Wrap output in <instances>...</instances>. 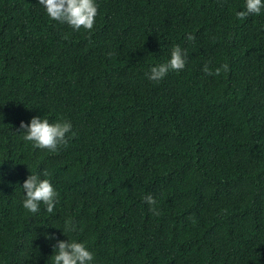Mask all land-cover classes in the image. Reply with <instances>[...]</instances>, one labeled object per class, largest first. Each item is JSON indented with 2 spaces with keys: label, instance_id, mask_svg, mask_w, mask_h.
I'll list each match as a JSON object with an SVG mask.
<instances>
[{
  "label": "trees",
  "instance_id": "1",
  "mask_svg": "<svg viewBox=\"0 0 264 264\" xmlns=\"http://www.w3.org/2000/svg\"><path fill=\"white\" fill-rule=\"evenodd\" d=\"M96 3L89 34L38 0H0V264H53L67 239L91 264H264V9L238 20L245 0ZM175 45L184 70L150 81ZM34 116L75 136L33 149L20 123ZM44 170L58 203L32 214L22 184Z\"/></svg>",
  "mask_w": 264,
  "mask_h": 264
},
{
  "label": "clouds",
  "instance_id": "2",
  "mask_svg": "<svg viewBox=\"0 0 264 264\" xmlns=\"http://www.w3.org/2000/svg\"><path fill=\"white\" fill-rule=\"evenodd\" d=\"M38 3L45 8L50 19L61 24H67L73 31L78 32L83 29L91 34L98 15L96 0H38ZM262 9H264V0H245L244 9L237 11L235 15L238 20H245L250 15H260ZM186 40L194 41L195 37L188 34ZM109 55L112 54L109 53ZM187 57V49H182L180 45L173 46L170 59L165 63L151 67L150 72L147 74L148 79L159 83L169 72L184 70ZM229 70L227 63L215 69H210L208 64H205L202 69L209 76H219L221 72L227 73ZM20 129L24 132L23 139L30 142L33 149L47 150L50 153H57L61 147L66 148L69 139L75 136L72 125L67 120L50 123L48 119L34 116L27 124L22 121ZM41 175L49 177L50 173L47 170L40 174L31 173L22 184L24 192L22 206L32 214L40 212L41 205L45 206L44 211L53 213L58 203V193L50 179H41ZM143 199L150 206L149 211L152 215L157 216L160 214L157 201L152 195L148 194ZM75 231H77L76 224L71 219L65 221L63 235ZM46 238L55 239V236ZM53 247L56 251L53 256V264H91L94 259L93 254L82 242L68 239L66 241L57 240Z\"/></svg>",
  "mask_w": 264,
  "mask_h": 264
}]
</instances>
